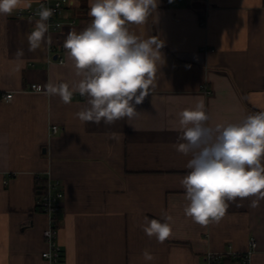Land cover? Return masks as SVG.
I'll use <instances>...</instances> for the list:
<instances>
[{"label":"crops","instance_id":"0c3cea01","mask_svg":"<svg viewBox=\"0 0 264 264\" xmlns=\"http://www.w3.org/2000/svg\"><path fill=\"white\" fill-rule=\"evenodd\" d=\"M43 1L0 15V174L10 177L0 184V264H48L41 257L48 215L37 206V182L50 174L65 194L59 264H201L207 251H245L252 238L251 264H264V199L253 208L256 197L237 198L219 223L193 222L180 183L191 157L174 147L183 142L178 113L198 98L212 124L264 111V0H158L143 25H128L142 39L163 42L155 88L136 116L110 125L77 117L88 107L78 92L68 104L48 94L50 84L71 88L81 79L63 45L70 30L80 32L93 19L89 0H70L61 19L74 23L48 29L41 47L30 51L27 37L39 17L25 11ZM32 83L44 91L31 90ZM4 92L13 99L3 100ZM145 217L162 223L171 217L170 237L160 243L146 235ZM146 249L153 261L143 259Z\"/></svg>","mask_w":264,"mask_h":264},{"label":"clouds","instance_id":"9594fccd","mask_svg":"<svg viewBox=\"0 0 264 264\" xmlns=\"http://www.w3.org/2000/svg\"><path fill=\"white\" fill-rule=\"evenodd\" d=\"M32 3L0 0V15L31 8ZM88 6L93 18L90 24L80 32L70 30L63 45L81 79L71 88L67 83L50 84L48 94L59 95L65 104L71 103L74 93L86 96L88 107L76 113L77 117L82 122L110 125L136 116V106L150 94V86L155 88L163 42L157 36L142 39L128 25H143L156 11L158 0H89ZM37 14L39 19L27 37L30 51L45 42L46 22L54 13L41 5ZM46 42L51 43L50 36ZM178 117V140L183 142L174 147L191 157L186 164L190 171L180 182L189 201L185 215L207 226L219 223L228 202L237 198L256 197L250 206L257 207L264 199V111L240 123L212 124L203 98H198L194 108L180 111ZM164 220L145 217L143 231L163 243L172 234L171 217ZM142 256L149 262L155 259L147 249Z\"/></svg>","mask_w":264,"mask_h":264},{"label":"built area","instance_id":"2783aa9c","mask_svg":"<svg viewBox=\"0 0 264 264\" xmlns=\"http://www.w3.org/2000/svg\"><path fill=\"white\" fill-rule=\"evenodd\" d=\"M41 5L51 8L54 13L53 16L46 22L48 24V29L58 30L67 24L74 23L73 20L65 22L61 19L67 6L70 5V0H44ZM41 5L35 11L26 10V16L29 18L38 16L37 13L40 10ZM59 62L63 63L64 60L59 58ZM200 88L203 92H205V94L209 95L212 93L211 88H209L206 84H202ZM31 90L36 92L44 91L42 85L38 83H32ZM13 96V92H4L1 94V98L5 101H11ZM59 130L60 127L56 124L51 127L53 134H56ZM9 180L10 177H3L0 174V184L7 185ZM64 195L61 182L53 180L50 174V176L42 183L41 192L37 198V205L48 215V225L43 232L47 248L41 252V257L46 260L48 264H59L63 254V249L57 242V236L58 214L63 206ZM256 247L257 243L255 239L252 238L249 241L248 249L245 251H237L232 247L223 252L209 250L204 254L201 264H251V258L256 250Z\"/></svg>","mask_w":264,"mask_h":264},{"label":"trees","instance_id":"16d2710c","mask_svg":"<svg viewBox=\"0 0 264 264\" xmlns=\"http://www.w3.org/2000/svg\"><path fill=\"white\" fill-rule=\"evenodd\" d=\"M44 182V180H39V182H37V196L40 194L41 192V185ZM38 206V205H37ZM39 207V206H38ZM40 209V208H39Z\"/></svg>","mask_w":264,"mask_h":264}]
</instances>
